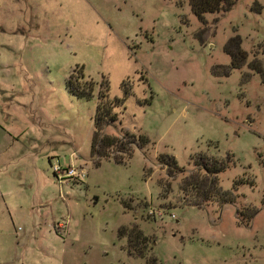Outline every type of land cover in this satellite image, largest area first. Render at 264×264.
I'll return each instance as SVG.
<instances>
[{"label": "rangeland", "instance_id": "1", "mask_svg": "<svg viewBox=\"0 0 264 264\" xmlns=\"http://www.w3.org/2000/svg\"><path fill=\"white\" fill-rule=\"evenodd\" d=\"M238 38L244 62L226 51ZM257 67L264 0L202 19L190 0H0V264H264ZM99 103L117 116L102 134L131 150L120 163L92 155ZM200 156L227 166L230 203L184 189Z\"/></svg>", "mask_w": 264, "mask_h": 264}, {"label": "trees", "instance_id": "2", "mask_svg": "<svg viewBox=\"0 0 264 264\" xmlns=\"http://www.w3.org/2000/svg\"><path fill=\"white\" fill-rule=\"evenodd\" d=\"M235 1L236 0H190V4L194 14L202 19L204 14L206 13H219L222 11H228L235 4ZM235 40L237 41L236 53L233 54L230 48L231 43ZM240 44L241 41L239 38L234 40L232 39L226 47V51L229 52L233 56V58L237 57L239 61L244 62L248 54L245 50L241 48ZM257 68L261 74L262 81L264 82V70L261 67ZM73 84L74 82L72 75V77L68 81V85L71 86L72 94L79 98L88 99L90 97V95H87L85 91H81L79 87L75 88ZM88 88H90V83ZM90 90H92V88H90ZM115 121H117V116L111 112V109L108 107V105H105L104 103H99L94 117L95 131L92 140V155H97L99 158L113 157L115 162L120 163L123 161L124 154H126L127 156L131 154V150L128 148L127 143L124 144L123 141L102 134L104 126L107 124L109 125V123H114ZM137 141L140 142V146H144L149 142L148 138L144 135H140ZM108 150L113 151L108 152ZM206 159L202 156L198 158V161L195 166L198 169L202 170L203 174L198 172V174L195 175L192 179H190V182L186 186H184V189L187 188L188 190L193 189L194 191H196L200 188L202 189L204 195H207L211 192V197L219 198L224 202L230 203L231 197H229V193L231 192L223 191L222 189H220L218 185H216L217 179L215 178L220 172L224 171L227 166L217 160H213V163H209L208 161H206ZM169 161L172 163H169ZM176 164L177 163L175 162V160L171 158H169L166 162V165ZM241 183L242 180H239L238 182H236L235 185L237 186ZM207 199L209 200V198ZM119 236H127L129 238L130 247L133 249V252L139 257H146L145 247L147 243H145L146 237L143 236V233L136 230V228L128 229L127 227H122L119 231ZM133 239H135V241H133ZM153 260L155 261V259ZM152 261L150 259H147V262L153 264Z\"/></svg>", "mask_w": 264, "mask_h": 264}, {"label": "built area", "instance_id": "3", "mask_svg": "<svg viewBox=\"0 0 264 264\" xmlns=\"http://www.w3.org/2000/svg\"><path fill=\"white\" fill-rule=\"evenodd\" d=\"M55 171L62 176V178H65V177H74V176H77L78 178H80L79 180L83 179L84 176H85V172L84 170H78L72 166H68L66 167L65 169H63V167L61 166H57L55 167ZM149 215L153 218H156V217H161L162 214H157L156 212L154 211H150L149 212ZM174 217V216H172ZM59 229H65L66 228V225L65 224H59Z\"/></svg>", "mask_w": 264, "mask_h": 264}, {"label": "crops", "instance_id": "4", "mask_svg": "<svg viewBox=\"0 0 264 264\" xmlns=\"http://www.w3.org/2000/svg\"><path fill=\"white\" fill-rule=\"evenodd\" d=\"M4 131H6L5 129H4ZM7 132V131H6ZM11 138L12 136H11V134H3L0 138L1 139H5V138ZM14 138V137H13ZM3 154V152H0V155H2ZM3 157H6V155H4L3 154ZM67 228V229H66ZM65 229H62V230H64V232L66 231V232H68L69 231V229H68V227H66ZM58 233V232H57Z\"/></svg>", "mask_w": 264, "mask_h": 264}]
</instances>
